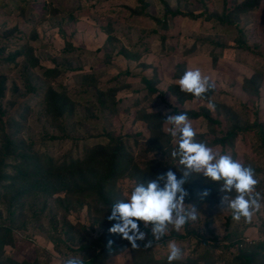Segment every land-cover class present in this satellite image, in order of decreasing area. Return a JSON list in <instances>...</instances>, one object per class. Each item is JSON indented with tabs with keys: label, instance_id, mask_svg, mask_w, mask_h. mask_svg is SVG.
Listing matches in <instances>:
<instances>
[{
	"label": "rangeland",
	"instance_id": "rangeland-1",
	"mask_svg": "<svg viewBox=\"0 0 264 264\" xmlns=\"http://www.w3.org/2000/svg\"><path fill=\"white\" fill-rule=\"evenodd\" d=\"M221 8V0H0V74L4 77L0 147L5 137L12 140L6 171L28 177L30 168L24 157L35 156L34 160L43 162L45 154L53 164L71 165L81 161L94 144L109 139L121 142L140 166L153 159L165 162L167 156L148 148L158 134L141 115L156 113L165 119L175 114L173 108L202 107L214 122L189 118L197 139L250 164L264 181V148L256 135L258 128L264 131V0L247 14L238 15L244 47L237 45L234 27L224 29L214 19L205 18ZM165 9H177L180 14L170 15ZM162 19L165 26L159 25ZM24 46L32 48L36 65L25 61ZM19 50L12 61L4 60ZM23 67L30 73V83L40 85L38 89L27 90ZM53 67L58 69L54 78L43 72ZM195 68L215 82L209 95L214 111L207 107V99L183 94L179 101L173 95L174 89L179 90L176 81ZM254 74L257 90L251 93L244 78ZM47 85L56 91L64 89L71 118H50L44 105ZM168 127L162 120L159 130L167 133ZM232 127L231 144H210ZM169 142L175 143L172 137ZM16 180L0 178V183L11 193L14 186H21ZM134 187L133 179L121 177L115 181L116 196L127 199ZM3 191L0 186V224L9 221ZM257 191L264 195V182ZM220 196L201 204L198 219L181 232L169 226L165 237L170 238L151 247L153 258L167 264L168 242L174 241L182 248V260L191 256L198 257L199 264H237L234 253L251 249L246 246L258 241L264 244V200L252 223L245 224L232 219L231 209L221 204ZM64 200L61 191L27 198L14 211L12 243H4L2 253L17 262L38 264H62L69 257H81L76 234L84 229L94 236L97 224L92 223L93 217L100 213L95 204L64 209ZM52 233L64 239L69 249L62 244L55 247L49 238ZM260 254L264 256V250ZM103 264H131L129 250L108 257ZM257 264H264V258Z\"/></svg>",
	"mask_w": 264,
	"mask_h": 264
},
{
	"label": "trees",
	"instance_id": "trees-1",
	"mask_svg": "<svg viewBox=\"0 0 264 264\" xmlns=\"http://www.w3.org/2000/svg\"><path fill=\"white\" fill-rule=\"evenodd\" d=\"M260 0H221L222 8L220 12L211 11L205 18L214 19L217 23L222 25L224 29L228 27H234L236 29V43L240 47H244V41L239 37L242 35V29L238 26V15L247 14L252 9H254ZM229 3L230 5H227ZM166 12L170 15L180 14L177 9H165ZM203 11L200 13L202 14ZM160 26H165V21L162 19L159 22ZM217 45H220L217 43ZM20 50L15 53H10L4 60L12 61L15 55L19 54ZM23 55L25 56V61L30 65L37 64V57H32V48L24 46L21 49ZM20 52V53H21ZM57 67L43 69L45 74L51 75L53 78L58 73ZM22 73L26 80V87L29 91H34L38 89L40 85L31 84L30 73L27 72V68H22ZM0 74V98L4 92V77ZM257 75H252L250 77L244 78L245 83H247L246 89L251 87V93H255L257 90V83L255 81ZM29 78V79H28ZM143 82L146 84V87L150 91L154 89L149 85L147 79L142 77ZM63 89V88H62ZM178 90V89H177ZM174 89L173 95L181 101L182 96H184L180 90L178 92ZM63 90H54L51 86H46L44 95L45 101L44 105L47 109L48 115L52 118L53 121L57 119H62V115H65V118H71L66 111V94ZM212 92H209L207 95H211ZM189 96V95H187ZM175 114L181 112H187L190 119H196L198 117L203 118L208 123H213L214 120L211 119L209 111L205 108H200L197 110L184 109L177 110L173 108ZM2 111H0V118ZM62 116V117H61ZM143 120L147 122L149 129L154 131L157 137L151 138L149 141V149L157 150L161 152L164 156H167L168 159L163 162L157 159L146 161L142 166L132 161L131 157L126 153L123 145L119 141H114L109 139L106 143H96L94 144L89 152L85 154L84 158L76 163H71V165L64 166V164H53L49 159V155H44V160H34L35 156L25 158V165L30 168V175L28 177L18 176L17 171L10 175L6 170L8 167L5 163L8 156L11 154L10 149H8L11 139L5 137L2 147H0V178L5 180L6 178L12 179L16 178L18 187L13 188L14 191L11 193L7 192V186L0 183V186L3 188V194H6L7 205H6V215L8 218V223L0 224V264H38L37 262L32 261L31 263L22 261L17 262L10 259L9 256L2 253V246L4 243H12V237L10 235V230L12 227H15V216L14 211L16 208L21 206L25 200L32 196H38L41 193L47 192H56L61 191L64 194V209L67 207H80L83 203L90 206L95 204L98 207V213L100 215L93 217V222L97 224V231L94 236L88 235V232H77L76 237L79 240L77 249L82 252L80 258L83 259V264H103L104 261L113 255L118 254L124 249H128L131 258V264H166L165 261L154 259L151 254V248H145L144 243L137 241L140 244V247L133 249L131 244L126 239H123L118 234L110 233L109 229L115 223V221H110L108 216L111 214L110 206L118 201L116 192L114 189L115 181L121 177H128L134 180V185L137 183H147V181L155 179L157 175L166 173L171 169L177 176L178 179L182 176V167L178 164L173 166L172 163L177 161L171 157V151L176 147V143H170L169 140L171 136L168 133L160 132L159 127L164 120L163 117H160L156 113H143L141 115ZM10 119H8V122ZM11 123V122H10ZM235 126V124L233 125ZM60 127V124H59ZM234 127L227 129L221 136H217L211 139V143H218L224 145L226 143L231 144V140L235 135ZM235 128H238L237 126ZM256 135L260 145L264 148V131L260 128L256 130ZM198 141H201L197 139ZM203 142V141H201ZM23 155V154H22ZM47 163V164H45ZM1 182V181H0ZM264 181H260V184L257 186V189L261 188ZM185 188L188 191L189 195L185 197L186 205H194L196 209L200 207L204 202L210 203L217 195H220L218 184H214L210 181L205 182L203 177L193 174L188 178V182L185 184ZM207 190L209 195L202 197L201 193ZM234 194V193H233ZM65 227L64 233L68 235L70 232V226L68 224L63 225ZM141 230L147 233V239L152 240L151 235V225L148 229L143 228V224L140 225ZM90 228H92L90 226ZM72 235L67 236V239L71 238ZM50 239H53V244L55 247L60 246L61 244L69 249L60 237L55 236V234L49 235ZM170 238L165 237L160 242H163L164 239ZM112 241V247L108 248V242ZM158 241H153V244ZM239 253H234L233 258L237 264H257L260 259H263L264 256L260 254V250H264V244L258 241L255 244H250ZM75 250V249H73ZM178 261H174L173 264H177ZM168 264V263H167ZM182 264H199L198 257L192 258L187 256L182 260Z\"/></svg>",
	"mask_w": 264,
	"mask_h": 264
},
{
	"label": "clouds",
	"instance_id": "clouds-1",
	"mask_svg": "<svg viewBox=\"0 0 264 264\" xmlns=\"http://www.w3.org/2000/svg\"><path fill=\"white\" fill-rule=\"evenodd\" d=\"M176 83L182 93L196 100L207 99L209 110H215V103L207 95L215 90V82L199 68L186 70ZM164 121L170 125L165 131L176 143L171 157L182 167V176L178 179L169 169L147 183H137L127 199L118 200L110 206L108 219L115 221L109 229L110 233L120 235L129 241L133 249H137L140 247L137 241L145 242V248H151L153 241H161L169 226L177 233L181 232L188 223L198 219L194 205L185 207L184 202L189 195L185 184L193 174L203 177L205 182L219 185L221 204L231 209L234 221L243 220L245 224H251L264 200V195L257 191L260 179L255 169L250 164L233 159L231 154L217 152L198 141V133L187 112L167 115ZM207 195V190L201 193L202 197ZM141 223L144 229L151 225L152 240L147 239V233L141 230ZM111 247L112 241H109L108 248ZM183 255L177 243L168 242V264L182 260ZM62 264H83V259L69 257Z\"/></svg>",
	"mask_w": 264,
	"mask_h": 264
}]
</instances>
